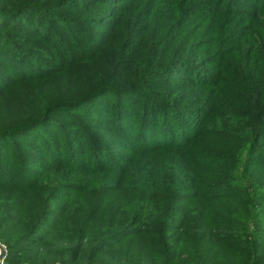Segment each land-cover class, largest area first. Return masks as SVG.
Here are the masks:
<instances>
[{
    "label": "trees",
    "instance_id": "1",
    "mask_svg": "<svg viewBox=\"0 0 264 264\" xmlns=\"http://www.w3.org/2000/svg\"><path fill=\"white\" fill-rule=\"evenodd\" d=\"M0 241L264 264V0H0Z\"/></svg>",
    "mask_w": 264,
    "mask_h": 264
},
{
    "label": "rangeland",
    "instance_id": "2",
    "mask_svg": "<svg viewBox=\"0 0 264 264\" xmlns=\"http://www.w3.org/2000/svg\"><path fill=\"white\" fill-rule=\"evenodd\" d=\"M182 3H184V1H182ZM188 31H190V30H188ZM207 32L208 31H202V33H199L197 30H193V31L191 30V32H189V33H193V36L191 38L192 41L196 42L197 44H200V45L204 46V47H202V49H205L209 53H210V51L212 53H216V47L214 45V42L212 41V38L206 37V35H205ZM225 84H228V79L226 80ZM0 243H1V241H0ZM2 245H4V244H2Z\"/></svg>",
    "mask_w": 264,
    "mask_h": 264
},
{
    "label": "clouds",
    "instance_id": "3",
    "mask_svg": "<svg viewBox=\"0 0 264 264\" xmlns=\"http://www.w3.org/2000/svg\"><path fill=\"white\" fill-rule=\"evenodd\" d=\"M85 247H87L86 244ZM6 259H7V245H0V264H6ZM57 264H60V262L57 261Z\"/></svg>",
    "mask_w": 264,
    "mask_h": 264
},
{
    "label": "water",
    "instance_id": "4",
    "mask_svg": "<svg viewBox=\"0 0 264 264\" xmlns=\"http://www.w3.org/2000/svg\"><path fill=\"white\" fill-rule=\"evenodd\" d=\"M0 245H2V244L0 243Z\"/></svg>",
    "mask_w": 264,
    "mask_h": 264
}]
</instances>
